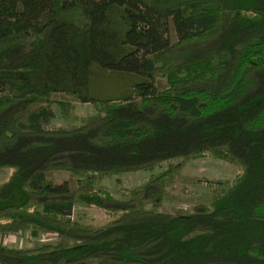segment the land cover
Segmentation results:
<instances>
[{"label": "trees", "instance_id": "trees-1", "mask_svg": "<svg viewBox=\"0 0 264 264\" xmlns=\"http://www.w3.org/2000/svg\"><path fill=\"white\" fill-rule=\"evenodd\" d=\"M99 72L129 84L104 94ZM56 94L94 112L49 130ZM202 157L242 171L197 179L208 203L158 211L184 162ZM175 159L120 197L99 184ZM6 167L0 234L56 240L0 246V264H264V0H0ZM77 204L106 224L72 219Z\"/></svg>", "mask_w": 264, "mask_h": 264}, {"label": "rangeland", "instance_id": "rangeland-1", "mask_svg": "<svg viewBox=\"0 0 264 264\" xmlns=\"http://www.w3.org/2000/svg\"><path fill=\"white\" fill-rule=\"evenodd\" d=\"M170 37L172 41L175 40L172 29ZM96 80L97 84L95 87L98 90H102L104 94H115L123 91V86L129 84L128 79L124 76H111L104 72L97 73ZM162 85L164 86L165 83L163 82ZM51 109L54 116L46 125L49 130L64 129L74 125L79 126L87 116L94 112L90 103H82L62 94L54 96V103ZM181 160L175 159L163 162L152 170L128 171L119 175L105 177L99 184L106 186L117 197H120L117 190L138 188L168 166ZM241 171L242 167L239 163H230L217 158L202 157L186 160L180 171V179L167 186V191L171 198L165 201L158 211L170 213H176L181 210L191 211L192 207L198 203H208L212 193L206 186L198 183L197 179L231 182ZM12 172L13 169L8 167L0 169V184L6 182ZM49 178L55 183L67 182L71 187L76 186V178L67 172L54 171L50 173ZM72 219L98 227L104 226L108 220L100 210L86 208L80 204L75 206ZM40 236V240L43 242H54L56 240L54 234H41Z\"/></svg>", "mask_w": 264, "mask_h": 264}, {"label": "crops", "instance_id": "crops-1", "mask_svg": "<svg viewBox=\"0 0 264 264\" xmlns=\"http://www.w3.org/2000/svg\"><path fill=\"white\" fill-rule=\"evenodd\" d=\"M40 239L41 236L39 239L34 240L28 231H22L17 234H0V246L23 248L33 246L36 242H43Z\"/></svg>", "mask_w": 264, "mask_h": 264}]
</instances>
